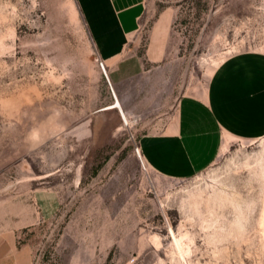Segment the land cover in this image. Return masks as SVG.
I'll use <instances>...</instances> for the list:
<instances>
[{
    "label": "rangeland",
    "instance_id": "1",
    "mask_svg": "<svg viewBox=\"0 0 264 264\" xmlns=\"http://www.w3.org/2000/svg\"><path fill=\"white\" fill-rule=\"evenodd\" d=\"M144 4L124 61L158 36L164 54L143 58L148 72L110 78L136 115L141 102L157 112L126 124L102 110L112 87L76 0H0V232L18 228L14 199L37 203L10 264H264V136L224 134L214 162L188 177L135 154L181 97L203 95L221 58L264 53V0Z\"/></svg>",
    "mask_w": 264,
    "mask_h": 264
},
{
    "label": "crops",
    "instance_id": "2",
    "mask_svg": "<svg viewBox=\"0 0 264 264\" xmlns=\"http://www.w3.org/2000/svg\"><path fill=\"white\" fill-rule=\"evenodd\" d=\"M76 1L97 59L103 63L112 88L110 74L114 70L118 78H130L151 70V66L144 67L143 58L154 64L164 54L158 36L157 45L148 48L139 62L124 61L140 29L144 0ZM164 14H160L152 26L158 34L168 25L163 22ZM117 100L126 117L143 119L157 112V108L146 107L141 102V110L136 115L135 108L128 102L118 97ZM163 130L161 135L141 139V160L159 174L179 178L210 166L220 153L224 134L240 139L264 136V53L242 52L225 59L213 71L202 96H183L178 100L173 118ZM13 204L18 228L0 232V264L13 263L17 252L16 235L28 226L29 218L37 211L35 198L29 196H19Z\"/></svg>",
    "mask_w": 264,
    "mask_h": 264
},
{
    "label": "bare ground",
    "instance_id": "3",
    "mask_svg": "<svg viewBox=\"0 0 264 264\" xmlns=\"http://www.w3.org/2000/svg\"><path fill=\"white\" fill-rule=\"evenodd\" d=\"M168 19H169V13L167 12V13H165L164 14V19H163V22H168ZM225 60V57H223V59L221 58V60H220V62L217 64V67L223 62ZM109 63V62H108ZM101 71V70H100ZM102 72V71H101ZM104 72H105V74L107 75V71H106V69L104 70ZM108 77V76H107ZM108 80V79H107ZM112 95H113V103L112 104H110L109 106H107L106 108H104L105 110H107V109H113V108H115L118 112H119V114H120V116H121V119H122V121L124 122V123H126L127 124V117L124 115V114H122L121 113V106H120V103L118 102V100H117V95H116V92H115V90L112 88ZM135 154H136V156L138 157V159H139V161L142 163V165H145L144 164V162H142V156H141V154H140V149H139V147L135 150ZM142 159V160H141ZM178 245H179V243H178ZM180 247V246H179Z\"/></svg>",
    "mask_w": 264,
    "mask_h": 264
},
{
    "label": "built area",
    "instance_id": "4",
    "mask_svg": "<svg viewBox=\"0 0 264 264\" xmlns=\"http://www.w3.org/2000/svg\"><path fill=\"white\" fill-rule=\"evenodd\" d=\"M96 62H97V64H98L100 70L102 71V75L104 76L106 82H107L108 85H109V82H108V80H107V76H106V74H105V72H104V65H103V63H102L99 59H97V58H96ZM109 87H110V85H109ZM110 90H111V88H110ZM111 91H112V90H111Z\"/></svg>",
    "mask_w": 264,
    "mask_h": 264
}]
</instances>
